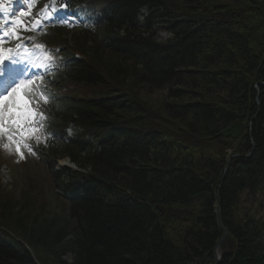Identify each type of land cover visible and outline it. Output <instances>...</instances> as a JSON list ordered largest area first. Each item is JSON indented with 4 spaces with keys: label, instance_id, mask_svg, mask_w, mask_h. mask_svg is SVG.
Instances as JSON below:
<instances>
[{
    "label": "trees",
    "instance_id": "1",
    "mask_svg": "<svg viewBox=\"0 0 264 264\" xmlns=\"http://www.w3.org/2000/svg\"><path fill=\"white\" fill-rule=\"evenodd\" d=\"M114 6L62 73L77 91L64 120L98 141L64 148L85 170L60 174L77 186L67 220L23 223L0 202L16 229L0 234V264H213L218 208L219 264H264V0Z\"/></svg>",
    "mask_w": 264,
    "mask_h": 264
},
{
    "label": "snow or ice",
    "instance_id": "2",
    "mask_svg": "<svg viewBox=\"0 0 264 264\" xmlns=\"http://www.w3.org/2000/svg\"><path fill=\"white\" fill-rule=\"evenodd\" d=\"M3 0H0V14L5 11ZM15 16L16 9L13 8L10 13ZM21 15H29V13H21ZM51 18V17H50ZM56 22H64L57 18ZM14 23H22L14 21ZM10 37L17 40L20 39L17 31L7 33L0 28V53L4 51L3 45L8 42ZM20 61L12 59L10 63H5V59L0 55V79L8 78L11 84L0 93V137H4L7 143L3 144L5 149L11 150L15 148V152L20 159H24V150L30 154H36L33 150V145L27 143L29 139H35L36 148H39L41 143L39 134L44 126L45 116L43 111H38L39 102L33 98L31 91V81L39 75H47L51 70L52 64L47 67H42L38 63L32 61L27 62V67L19 69L21 75L16 76L17 65ZM27 78L28 83H20V80ZM44 103L48 102V97H43ZM48 136L53 133L48 132Z\"/></svg>",
    "mask_w": 264,
    "mask_h": 264
},
{
    "label": "rangeland",
    "instance_id": "3",
    "mask_svg": "<svg viewBox=\"0 0 264 264\" xmlns=\"http://www.w3.org/2000/svg\"><path fill=\"white\" fill-rule=\"evenodd\" d=\"M50 17L52 18L53 16L49 15L48 19ZM156 37L158 42H165L169 40L170 36L162 32ZM158 94L160 93H156L155 95ZM153 99H157L156 96ZM58 163L60 167L70 166L67 158L60 160ZM0 179L2 181L0 183V202H9L12 215L22 220L21 222L30 223L32 220L41 222L45 218H57L61 224L67 220L65 219L68 216L67 206L51 191L50 183H47L46 173L40 167L30 166L26 169L17 168L14 175H11L7 170L4 172L1 169ZM19 208H22V210H19ZM10 229L14 231V227ZM15 231L13 232L14 236H16ZM229 245L233 247L230 241ZM64 260L68 263L72 262L73 254H67L64 256Z\"/></svg>",
    "mask_w": 264,
    "mask_h": 264
},
{
    "label": "water",
    "instance_id": "4",
    "mask_svg": "<svg viewBox=\"0 0 264 264\" xmlns=\"http://www.w3.org/2000/svg\"><path fill=\"white\" fill-rule=\"evenodd\" d=\"M260 87H264V83H260L256 86V89L258 92V97H259V93H260ZM258 97H257V104L260 107V102H259ZM248 156H250V155H248ZM216 211H217L218 218H219V227L223 230V235H222L221 239L218 241V243L216 244V247L214 249V252H213L214 263L213 264H219L221 259L223 258L224 252H223L222 245H223L224 241L226 240V238L228 237V232L223 228V226L220 222L219 208Z\"/></svg>",
    "mask_w": 264,
    "mask_h": 264
},
{
    "label": "bare ground",
    "instance_id": "5",
    "mask_svg": "<svg viewBox=\"0 0 264 264\" xmlns=\"http://www.w3.org/2000/svg\"><path fill=\"white\" fill-rule=\"evenodd\" d=\"M221 222V221H220Z\"/></svg>",
    "mask_w": 264,
    "mask_h": 264
}]
</instances>
